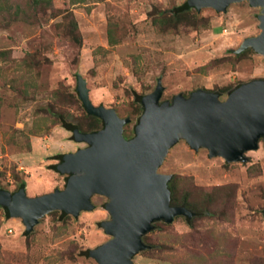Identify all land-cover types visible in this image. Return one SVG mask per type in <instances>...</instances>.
I'll return each instance as SVG.
<instances>
[{
    "label": "rangeland",
    "instance_id": "374dc122",
    "mask_svg": "<svg viewBox=\"0 0 264 264\" xmlns=\"http://www.w3.org/2000/svg\"><path fill=\"white\" fill-rule=\"evenodd\" d=\"M185 1L10 0L4 20L0 14V189L15 192L25 182L28 195L36 196L65 187L69 174L54 168L61 161L56 155L88 144L76 141L52 111H65L74 123L86 121L90 113L79 97L78 75L95 105L130 117L128 139L144 111L136 95L152 92L159 77L161 101L197 89L224 99L231 91L222 88L264 78L263 55L252 48L235 52L244 38L260 32V7L243 1L225 12L195 8L200 24L161 31L154 15ZM69 13L81 41L70 29ZM245 155L246 161L228 162L183 139L175 144L159 171L176 177L177 195L200 201L204 214L193 213L191 224L186 215L154 222L146 241L143 236L152 247L134 261L192 264L194 253L213 249L212 261L202 264H222L220 256L227 264H264V137ZM92 200L94 209L78 216L49 213L31 232L0 205V264H98L86 251L111 238L102 226L111 215L105 195Z\"/></svg>",
    "mask_w": 264,
    "mask_h": 264
},
{
    "label": "water",
    "instance_id": "95a60500",
    "mask_svg": "<svg viewBox=\"0 0 264 264\" xmlns=\"http://www.w3.org/2000/svg\"><path fill=\"white\" fill-rule=\"evenodd\" d=\"M243 1L261 8L260 32L244 38L235 52L252 48L264 57V0H187L198 11L222 12ZM164 88L159 77L155 89L142 97L144 111L135 135L128 139L124 130L130 117H121L113 107L95 105L86 79L78 75L79 97L104 127L73 131L75 140L88 146L64 153L58 163V171L69 174L63 189L36 196L28 195L26 184L15 192L0 189V205L8 208L10 216L22 218L31 232L55 210L78 216L96 207L95 194L106 195L111 219L102 226L111 238L89 254L98 264H137L134 256L147 248L143 236L155 221L171 223L177 215H193L187 207L171 204L172 174L159 171L170 149L183 139L196 151L206 148L211 157L246 161V151L257 149L264 137V78L242 83L224 99L217 92L197 89L189 96L179 93L161 101Z\"/></svg>",
    "mask_w": 264,
    "mask_h": 264
},
{
    "label": "trees",
    "instance_id": "16d2710c",
    "mask_svg": "<svg viewBox=\"0 0 264 264\" xmlns=\"http://www.w3.org/2000/svg\"><path fill=\"white\" fill-rule=\"evenodd\" d=\"M34 4L36 5H39L40 3L44 2V1H48V0H31ZM73 2H83L85 0H72ZM10 0H0V14H1V19L4 20L5 17L2 15L3 13V10L7 9L9 6H10ZM18 8H20V5H18ZM195 8L191 7L187 1L183 2L182 4L174 7L173 9L171 10H159L153 17V21L154 23L158 26V28L163 31V32H168V31H176L180 25L182 24H187V23H197V24H200L201 20H200V15L199 13L194 10ZM194 10V12H193ZM68 20H69V23H70V29L71 31L76 34L75 35V38L78 39L79 41L80 40V35L78 34V22L77 20L75 19L74 15L72 13H69L68 14ZM248 51L245 50L243 52H241L240 54H244ZM242 84V83H240ZM239 84V85H240ZM238 85V86H239ZM237 86H235L233 89L230 88V87H225V88H222L221 90L225 91L226 89H229L230 91L234 90ZM142 97L143 95L141 94H137L136 95V100L137 101H141L142 100ZM143 109L142 105H141V102H140V106H139V111L141 112ZM65 110V109H64ZM52 113L57 117V121L60 122L62 124L63 127H65L67 130H71V131H74L75 129H79L80 131L82 132H93L95 130H99V129H102L104 127V122L103 120L96 116V115H93V114H87V117H86V121L84 122H72V121H69L66 117V113L65 111H57V110H53ZM64 154H59V155H56L58 159L62 160V157H63ZM54 168L58 171V164L56 165H53ZM22 184H26L25 182H22ZM168 187L171 191V204L172 205H178V206H185L187 207L188 209H190L191 211H193L194 213V216H200L202 214H204V211H201V209L199 208L201 206V203L200 201L196 200V199H191L190 197L186 196L184 197L183 199L177 195V191H178V187H177V183H176V177H173L169 183H168ZM4 209H5V213L8 217H10V213H9V210L7 207H4L2 206ZM203 210V209H202ZM58 210L56 211H53L51 213H55L57 212ZM61 215L62 216H67L68 214L65 213V212H61ZM187 222L189 224H191V218L186 216L185 217ZM159 221H155V223H157ZM162 222L165 223V221L162 220ZM154 223V224H155ZM154 226V225H153ZM144 240L146 241L147 240V235L144 236ZM148 245L147 248H151L152 245L146 243ZM214 249H216L214 247ZM215 250L213 249H210V250H206L205 253H202L201 252H197V253H194L192 256L189 257L188 260H191L192 264H202V263H207L210 261H212L213 259V252ZM86 254L89 255V251L87 250L86 251ZM206 255V256H205ZM197 256H199L198 258H196ZM219 256L215 259V261L217 262ZM220 260L222 261V264H227V263H223V260L220 256Z\"/></svg>",
    "mask_w": 264,
    "mask_h": 264
},
{
    "label": "bare ground",
    "instance_id": "6f19581e",
    "mask_svg": "<svg viewBox=\"0 0 264 264\" xmlns=\"http://www.w3.org/2000/svg\"><path fill=\"white\" fill-rule=\"evenodd\" d=\"M147 102V101H146ZM97 194H100V193H97ZM100 195H103V194H100ZM106 196V195H105Z\"/></svg>",
    "mask_w": 264,
    "mask_h": 264
},
{
    "label": "flooded vegetation",
    "instance_id": "af4514ba",
    "mask_svg": "<svg viewBox=\"0 0 264 264\" xmlns=\"http://www.w3.org/2000/svg\"><path fill=\"white\" fill-rule=\"evenodd\" d=\"M249 49H251V48H249ZM129 138V137H128Z\"/></svg>",
    "mask_w": 264,
    "mask_h": 264
}]
</instances>
